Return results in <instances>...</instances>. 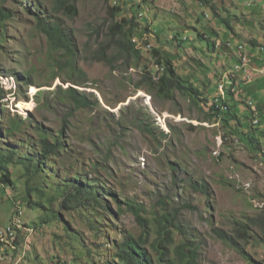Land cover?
<instances>
[{"label": "rangeland", "instance_id": "obj_1", "mask_svg": "<svg viewBox=\"0 0 264 264\" xmlns=\"http://www.w3.org/2000/svg\"><path fill=\"white\" fill-rule=\"evenodd\" d=\"M208 1L214 13L197 0H124L138 23L132 40L139 57L114 44L110 62L103 63L96 53L111 37L109 9L115 2L75 0L77 16L56 14L75 39L76 72L70 77L53 69L32 14L39 13L37 5L51 16L54 0H0L12 16L0 38V113L27 118L53 133L65 127L68 152L48 163L52 174L46 183L79 179L94 188L102 205L66 208L57 198L51 210L60 220L44 224L46 213L22 201L21 167L10 165L15 186L0 185V264H106L113 240L141 234L126 204L150 222L167 208L198 247L197 264H264V160L257 156L264 152V138L255 131L264 130V113L259 118L251 112H264V82L255 67L259 57L248 53L264 46V0ZM223 18L231 30L218 22ZM208 29L210 37L200 34ZM154 49L173 60L179 79L199 89V100L177 90L163 96L151 84L162 74ZM241 52L248 59L245 70L250 69L244 73L234 69ZM223 85L227 92L233 86L228 96ZM68 88L88 107L75 110L64 94ZM217 91L230 115L211 119ZM253 119L261 120L260 126H252ZM236 121L243 125L238 131L252 133L260 146L239 140L244 135L236 136ZM30 136L6 141L29 150ZM195 184L207 187L208 198L193 189ZM8 225L19 229L15 241L12 229L3 232Z\"/></svg>", "mask_w": 264, "mask_h": 264}, {"label": "trees", "instance_id": "obj_2", "mask_svg": "<svg viewBox=\"0 0 264 264\" xmlns=\"http://www.w3.org/2000/svg\"><path fill=\"white\" fill-rule=\"evenodd\" d=\"M202 6H205L212 10L214 13V6H210L208 0H197ZM54 9L51 16L42 8V6L34 5V10L39 13H33V18L36 21V28L39 33H41L47 40L49 46V61L53 66V69L60 70L64 69L67 74L72 77L76 72V45L74 36L65 30L61 24L56 19V14L64 12L69 15V17L74 18L77 16V10L75 7V0H54ZM114 6L109 9V15L112 20V24L109 29L110 36L107 43L101 45L96 53V61L108 63L110 62L108 56L109 50H113L116 44L123 52L131 54L135 58L139 57V51L135 48V43L132 38L138 34V23L136 22V16L130 13L129 7H123L124 0H114ZM23 2H21L22 4ZM118 4V5H117ZM25 8V7H24ZM41 10V11H40ZM26 12L28 10L26 9ZM123 15H125L123 17ZM10 12H4L0 7V38L4 35V23L6 20L11 19ZM218 22L224 26L226 30L230 29V22L228 19H219ZM147 32V27L143 29ZM209 30V29H208ZM210 33H200L207 38L212 35ZM176 37V36H175ZM226 39V38H224ZM181 40V39H177ZM182 42V40H181ZM215 43H207V46L214 48ZM230 46V43L227 44ZM239 46L237 48L240 52ZM264 49V46H262ZM261 51V49H260ZM258 52V50H257ZM242 55H245L241 52ZM152 54L156 58V64L162 67V74L157 81L151 84L157 85L159 93L163 96H169L173 91L177 90L181 94L188 96L191 101L195 102L199 100L201 94L199 89L182 79H179L176 75V69L173 65V60L167 55H161L158 50H153ZM237 71V70H235ZM242 71V70H239ZM243 72V71H242ZM244 73V72H243ZM30 85V83H26ZM74 85V84H73ZM220 86V85H219ZM217 86V88L219 87ZM223 89H225L223 85ZM229 92L233 90V86L230 85L228 88ZM227 89V90H228ZM226 89L224 90V92ZM227 92V91H226ZM227 92V96L228 93ZM67 100L73 105L75 110L85 109L88 107L87 100L79 94L73 88H68L64 92ZM217 91L216 102H213L211 107H209V112L211 119H217L219 117H225L229 114V108L225 102L222 100ZM4 98V91L0 89V101ZM229 101V99H228ZM0 113V185L6 188H13L15 186V179L12 178L11 172L9 170L10 165H16V167H21L22 173L19 176L21 179L25 180L24 186V196L22 201L25 206L32 207L36 209H41L46 213L45 220H42L44 224H48L51 220H60L58 212H53L51 206L57 198H61L60 207L72 206L70 208L76 207H87L89 205H101V201L98 200L96 193H93V187H90L87 183L82 184L79 179H73L72 181L60 180L55 186L46 183V179L51 176V172H47L48 163L54 159L60 157L62 154L68 152V147L66 142L63 140V131L65 127L61 130L56 131V133L49 132L48 130L35 126L33 123H29V119L18 115L14 117L2 116ZM2 116V117H1ZM260 118L262 115L257 114ZM210 119V117H209ZM2 120H6V125L3 127L1 125ZM258 120V119H253ZM252 120V121H253ZM259 121V120H258ZM261 123V120H260ZM260 123L254 124L252 126H260ZM236 136L244 135L240 141L249 142L251 145H259L260 141H253L252 133H242L238 129L243 128L239 121L235 123ZM251 128V127H250ZM261 128V127H260ZM144 131L151 134V129L149 127H144ZM33 131L31 136L28 132ZM251 131V130H250ZM257 133H260V137L264 138V130L255 129ZM27 132V133H26ZM16 136H30L28 143L29 150L22 144L8 143V139H13ZM3 140V141H2ZM35 140V141H34ZM255 142V143H254ZM255 151H260L255 148ZM259 158L264 160V152H258ZM79 180V181H78ZM63 182V183H61ZM193 186L196 192H200L208 198L206 193L207 187L205 185ZM52 188V189H50ZM54 191V192H52ZM35 196V200L32 197ZM126 211L129 212L136 220V222L141 227V234L139 236H133L130 233H125L122 235L121 241L113 240L110 245L111 249L105 252L106 264H197L196 257L198 247L193 241H190L183 231L181 225H176L175 216L170 213L167 208L161 207V213L156 215L152 222L143 218L140 215V210L131 204H126ZM94 207V206H93ZM17 208V207H16ZM189 210H193V207L186 206ZM49 212V214H47ZM16 216L19 211H15ZM12 227L14 233V241L16 239L17 229L13 225H8ZM8 226L4 227L7 228ZM247 228L246 225H243ZM151 228H154L155 234L152 240H150ZM16 232V233H15ZM245 231L243 230V233ZM219 237L223 240H228L229 237L224 233H217ZM264 242V241H263ZM17 245V243L15 242ZM247 257V254H244ZM248 261L252 262L249 258Z\"/></svg>", "mask_w": 264, "mask_h": 264}, {"label": "crops", "instance_id": "obj_3", "mask_svg": "<svg viewBox=\"0 0 264 264\" xmlns=\"http://www.w3.org/2000/svg\"><path fill=\"white\" fill-rule=\"evenodd\" d=\"M257 47H250L248 50V53L250 54V56H258V61L256 60L255 61V67L258 68V74L259 75V78L262 80L260 82H264V51H260V46L258 47V52L256 50ZM246 56V55H245ZM250 69L247 68V70L245 71H249ZM243 72H245L244 70H242ZM256 83H259V82H256ZM252 86H256V84H251ZM260 110H262L261 108H259ZM257 114H263L264 112H259L257 111ZM264 115V114H263Z\"/></svg>", "mask_w": 264, "mask_h": 264}, {"label": "built area", "instance_id": "obj_4", "mask_svg": "<svg viewBox=\"0 0 264 264\" xmlns=\"http://www.w3.org/2000/svg\"><path fill=\"white\" fill-rule=\"evenodd\" d=\"M239 57H240V59H239L240 64L238 66L236 65V70H244L247 63H248V60L245 56H243L241 54L239 55ZM253 121H254V124L258 123V120H253ZM11 229L12 228L10 226H8L6 229H3V230H5V231H3L4 234L7 235ZM0 234H2V233H0Z\"/></svg>", "mask_w": 264, "mask_h": 264}, {"label": "clouds", "instance_id": "obj_5", "mask_svg": "<svg viewBox=\"0 0 264 264\" xmlns=\"http://www.w3.org/2000/svg\"><path fill=\"white\" fill-rule=\"evenodd\" d=\"M260 49H261V51H264V49L262 48V46H260ZM240 54H241V53H240ZM241 55H242V54H241ZM243 56H245V55H243ZM245 57H246V56H245ZM238 59H239V58H238ZM247 60H248V59H247ZM239 62H240V60H239ZM247 64H248V63H247ZM244 71H245V69H244ZM249 105L251 106V103H249ZM251 107H252V106H251ZM252 111L254 112V115L257 116V112H256V110H255V109H252L251 112H252ZM258 122H259V121H258Z\"/></svg>", "mask_w": 264, "mask_h": 264}, {"label": "bare ground", "instance_id": "obj_6", "mask_svg": "<svg viewBox=\"0 0 264 264\" xmlns=\"http://www.w3.org/2000/svg\"><path fill=\"white\" fill-rule=\"evenodd\" d=\"M239 62V61H238ZM236 65L237 64H235V66H234V69L236 70ZM232 71H234V70H232ZM237 73H239V72H237ZM223 89V88H222ZM13 222V221H12ZM12 228V227H11ZM10 233V232H9ZM12 233V232H11ZM16 233V232H15ZM11 236V235H10Z\"/></svg>", "mask_w": 264, "mask_h": 264}]
</instances>
